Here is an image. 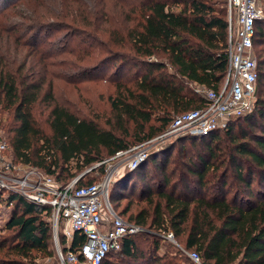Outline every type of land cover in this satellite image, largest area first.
<instances>
[{
    "label": "trees",
    "instance_id": "1",
    "mask_svg": "<svg viewBox=\"0 0 264 264\" xmlns=\"http://www.w3.org/2000/svg\"><path fill=\"white\" fill-rule=\"evenodd\" d=\"M137 1L129 9V24L117 35L112 32L104 45L108 50L111 43L131 51L132 55L121 56L116 69L132 61L146 70L133 81L118 83L109 99L113 117L106 124L55 101L54 80L61 76L51 71L57 63L39 49L35 35L44 29L37 19L46 16L48 8L21 22L12 13L22 0L5 4L0 11V105L13 115L8 138L16 162L69 182L105 158L161 134L177 115L204 108L208 101L194 85L222 88L228 69V0H190L175 10L164 0ZM257 36L264 37L263 23L256 26L254 49ZM67 52L89 55L92 50L89 46L77 52L71 47ZM35 54L40 56L37 61L32 60ZM255 56L259 79L253 111L233 118L225 128L189 135L201 145L194 154L181 149L187 161L179 172L170 168L173 142L145 159L144 164L152 162L163 175L150 176L155 184L141 198L144 204L134 210L132 202L122 211L114 207L145 230L127 236L121 249L109 253L103 264H197L180 246L196 251L203 264H264V58L256 50ZM107 61L87 67L82 75ZM43 101L51 107L46 120L50 132L35 115ZM95 169L102 178L104 165ZM176 173L179 179H174ZM86 174L79 185L100 180L84 181ZM2 193L0 200H5ZM7 201L13 206L7 229L13 233L0 242V251L11 255L5 264H23L22 259L38 254L53 257L51 206L17 193L9 194ZM170 232L178 245L170 243L174 250L163 251L162 242H168ZM61 235L64 247L66 238ZM141 235L152 239L146 250L138 244ZM84 240L76 233L73 248Z\"/></svg>",
    "mask_w": 264,
    "mask_h": 264
},
{
    "label": "built area",
    "instance_id": "2",
    "mask_svg": "<svg viewBox=\"0 0 264 264\" xmlns=\"http://www.w3.org/2000/svg\"><path fill=\"white\" fill-rule=\"evenodd\" d=\"M228 11V69L222 88L217 91L197 86L196 92L208 101L204 108L177 115L161 134L110 157L121 159L116 166L106 168L100 180L79 185L81 176H77L69 182H61L36 166L16 162L10 144L0 136L2 196L6 199L9 194L17 193L34 203L51 206L60 264H103L109 253L121 249L127 236L145 230L124 219L111 203L110 188L124 168L130 171L138 167L152 152L161 148L159 143L167 139L225 128L233 118L253 111L259 79L254 38L257 24H264V2L228 0ZM60 224L63 228L59 230ZM59 231L66 238L64 247L59 241ZM76 233L85 236L78 249L72 246ZM166 238L175 240L172 232ZM180 248L194 262L203 264L196 251Z\"/></svg>",
    "mask_w": 264,
    "mask_h": 264
},
{
    "label": "rangeland",
    "instance_id": "3",
    "mask_svg": "<svg viewBox=\"0 0 264 264\" xmlns=\"http://www.w3.org/2000/svg\"><path fill=\"white\" fill-rule=\"evenodd\" d=\"M41 1L22 0V3L17 7L16 11H14L15 13H11L13 14L12 16H14L13 19L16 18L17 21L27 22V17L30 16L31 13L35 16L39 10H45L48 8V10L44 12L46 13V16L37 19L43 21L44 29L35 33V35L39 49L43 52L45 51L47 54L53 55L51 56V60L57 63L50 67L51 71L61 76V78L56 77L54 80L53 92L55 101L61 105L69 107L81 116L93 117L100 123L106 124L107 120L113 117L109 99L116 94L118 83L120 81H133L138 75H142L146 70L142 65H136L132 61L127 63L123 69H116L115 66L117 63L121 62V56H123V54L132 55V53L128 48L119 45H112L110 43L109 50L106 48V45H104L105 42L109 41L111 36H114L113 34L117 35L119 30L123 31L124 26L129 24L127 21L129 9L132 6H136L138 1ZM164 1L175 10L183 8L186 2H189L190 0ZM6 3H9V0H0V11L4 8ZM10 23L11 22L9 21V24ZM46 23L48 24L46 25ZM112 32L113 34L110 35ZM27 36L25 39H27ZM262 38L263 39H260L257 36L255 39V50L257 56L260 58H264V37ZM31 39L33 40L34 36L29 38V40ZM89 46H91L92 50L89 55H79L78 53L69 54L67 52V49L71 47H74L77 52H83L85 49H88ZM39 57L40 56L35 54L32 57V60L37 61V58ZM106 58L108 59L107 63H101L102 65H99L94 72H89L85 76L82 75L87 67L90 68L91 66H96L102 59ZM194 86L195 88L197 87L196 85ZM50 108L51 107L48 106L47 101H43L35 109V115L38 118L41 127L46 132H50L49 125L46 121ZM13 124L14 119L11 111L3 110L0 105V136L8 143V130ZM238 125L239 121H236L237 130L239 129V127H237ZM220 134L223 136L225 132L220 131ZM188 136L189 135L172 137L165 142L158 144L159 146H163L170 142L175 144V148H171L169 151L172 156L170 168L177 167L178 172L179 168H183L184 162L187 161V157L182 155L184 153L181 149L185 148L184 152L189 151L188 153L194 154L200 147L199 145H201L199 143L200 140L196 141V144L191 138H188ZM109 158L110 157L105 158V160L108 159L103 164L105 170L106 168L116 166L121 159ZM144 162L145 160L142 161L138 167L130 170V173H127L128 170L123 167L124 170L117 175V178L110 188V200L117 210L122 211L129 202L133 203L131 210L136 209L139 204H144L141 198L145 196L148 186H154L155 184L150 176L153 175L160 178L163 175L152 162L146 164H144ZM91 168L85 169L83 172L78 173L77 176H81ZM97 169L94 167L89 170L87 174L85 173L86 177L84 178V181L97 178L101 179L100 172ZM177 173L174 179H179ZM145 174H148L147 177H144ZM7 198L5 200H0V242L5 238L9 239L13 233L7 229V224L13 211L12 203H9ZM125 216L128 217V215ZM62 228L63 225L60 224L59 230ZM61 236L62 235L59 231V241L60 244L63 245ZM166 239L168 242H162L163 251L167 249L174 250V247L169 244L172 243L177 245V239H175V237L174 241L169 238ZM151 240L152 239L148 238L146 235H141L138 244L140 248L146 250ZM51 243V247L54 250L53 257L38 254L34 259H22L23 264H60L55 241L52 240ZM4 252L6 251H0V264L7 263V258L11 256L5 255Z\"/></svg>",
    "mask_w": 264,
    "mask_h": 264
},
{
    "label": "water",
    "instance_id": "4",
    "mask_svg": "<svg viewBox=\"0 0 264 264\" xmlns=\"http://www.w3.org/2000/svg\"><path fill=\"white\" fill-rule=\"evenodd\" d=\"M94 167H95V166H93L91 169H93ZM91 169H90V170H91ZM88 171H89V170H88ZM88 171H86L85 173H87ZM85 173H83L81 176H83Z\"/></svg>",
    "mask_w": 264,
    "mask_h": 264
}]
</instances>
